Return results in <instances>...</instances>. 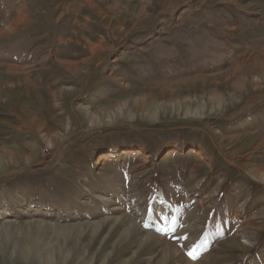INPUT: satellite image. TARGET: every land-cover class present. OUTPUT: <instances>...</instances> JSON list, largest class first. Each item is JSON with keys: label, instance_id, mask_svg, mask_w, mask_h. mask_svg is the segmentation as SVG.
<instances>
[{"label": "rangeland", "instance_id": "obj_1", "mask_svg": "<svg viewBox=\"0 0 264 264\" xmlns=\"http://www.w3.org/2000/svg\"><path fill=\"white\" fill-rule=\"evenodd\" d=\"M0 264H264V0H0Z\"/></svg>", "mask_w": 264, "mask_h": 264}, {"label": "trees", "instance_id": "obj_2", "mask_svg": "<svg viewBox=\"0 0 264 264\" xmlns=\"http://www.w3.org/2000/svg\"><path fill=\"white\" fill-rule=\"evenodd\" d=\"M217 124H224V123H227V121H223V120H219L216 122Z\"/></svg>", "mask_w": 264, "mask_h": 264}]
</instances>
